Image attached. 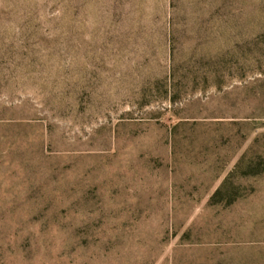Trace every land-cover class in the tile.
Masks as SVG:
<instances>
[{"label": "rangeland", "instance_id": "1", "mask_svg": "<svg viewBox=\"0 0 264 264\" xmlns=\"http://www.w3.org/2000/svg\"><path fill=\"white\" fill-rule=\"evenodd\" d=\"M0 264H264V0H0Z\"/></svg>", "mask_w": 264, "mask_h": 264}]
</instances>
